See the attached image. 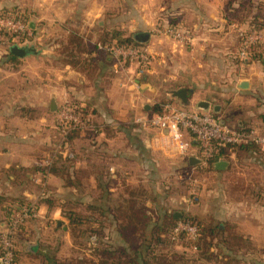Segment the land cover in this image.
<instances>
[{"label":"crops","instance_id":"1","mask_svg":"<svg viewBox=\"0 0 264 264\" xmlns=\"http://www.w3.org/2000/svg\"><path fill=\"white\" fill-rule=\"evenodd\" d=\"M5 12L24 15L32 31L27 36L31 39L24 42L0 35V199H4L0 232L11 220L3 208L8 202L26 203L37 211L16 234L18 264H41V246L51 239L71 237V222L63 209L66 197L61 193L72 188L61 177L37 170L57 157L55 122L63 102L87 106L93 122L102 128L95 140L76 138L66 143L77 168L88 160V151L97 154L96 159L114 170V197L120 196L119 203L129 198L132 190L147 189L153 197L148 201L146 196L145 206L157 205L161 211L174 212L173 205L181 203V196H166L160 204L157 200L159 191H170L184 182L179 170L185 168L189 177L202 174L197 168L200 164L190 163L198 153L195 146L183 151L164 136L135 124L141 113L160 110L170 99L191 110H198V102L207 101L209 111L264 134V54L258 60L238 57V32L255 27V20L264 21V0H0V15ZM172 20L180 21L192 33L190 42L184 44L154 32L156 26H166ZM119 32L134 37L149 32L142 42L152 56L146 72L141 73L136 64L117 69L108 55L96 51L83 53L88 66L79 70L69 63V55L60 52V39L66 44L71 34L82 44L98 46L102 35L113 42ZM13 43L33 46L36 52L16 57L9 51ZM244 80L249 82L246 89L240 88ZM166 83H171L169 91ZM181 87L190 91L187 104L172 95ZM53 100L56 110L51 107ZM247 156H253L251 151L244 158ZM227 160L230 165L236 155ZM229 165L207 171L224 173ZM188 195L187 190L185 201ZM261 195L263 189L255 191L254 196ZM222 197L225 199L224 194ZM243 202L230 205H239L238 223L233 226H247L250 231L239 237L262 243L264 204L256 202L257 212L251 213ZM219 221L222 227L226 225ZM119 236L114 230V237ZM233 252L228 249L225 254ZM237 252L246 253L245 249ZM255 253L264 254L258 249Z\"/></svg>","mask_w":264,"mask_h":264},{"label":"rangeland","instance_id":"2","mask_svg":"<svg viewBox=\"0 0 264 264\" xmlns=\"http://www.w3.org/2000/svg\"><path fill=\"white\" fill-rule=\"evenodd\" d=\"M59 43L61 44V49L65 43H63L62 39H60ZM155 83L157 84V81ZM170 85L171 83L165 84L167 91L172 89ZM168 96L170 97L171 95ZM177 103L181 104L178 101ZM55 152H59V146ZM72 152H66L68 157L71 156ZM260 152L263 155L252 154L253 156H249L253 162H250V160L248 162V156L246 158L244 156L243 158L236 157V160L230 162L228 170L224 173L206 170V173L199 174L201 197L192 204L187 203V205L184 199L187 190L190 193L188 185L190 177L189 173H186L185 168L179 170L182 171L183 183L176 185V188H171L170 191H159L157 195L159 204L166 196L171 199L181 196V203L173 205L171 209L195 214L204 220L206 224L214 218L217 221L222 219L226 223V226L229 227V232H226V234L219 233L214 240V243L216 242L214 246L216 247L213 246L211 249L212 252L217 253L215 257L207 258L202 251L194 249V246H185L182 243H174L162 247L154 246L147 251L144 248L142 250L144 251L143 257L149 259L151 264H264V254L258 255L255 253L257 249L259 251L262 250L264 253V240L261 243V240L246 238L241 245L235 240L234 237H239L242 233L250 230L247 226H239L235 229L233 224L238 223L240 215L239 205L234 203L235 208L230 206L233 204L232 202H238L243 199L245 205L243 204L242 206H245L248 212L255 213L259 207L256 202L259 205L264 204V195L254 196L255 191L264 190V181L261 178L262 176L264 177V149L260 148ZM87 154H89L88 160H85L86 162L81 166L86 170V174L81 177L82 183L80 185L74 183V187H71L72 191L61 193V195L63 194L66 197V206L63 208L66 217L69 220V217L74 218V220H77V224L70 223V239H55V242L51 239L47 245L41 246L43 249V253L40 256L41 264H54L51 261L54 259L59 261L66 260L73 264H89L92 261L98 263L102 260L101 251L106 248L114 251L117 256L122 255L125 250L121 237H114V230L118 231V223L114 220V209L120 200V196L114 197V179L112 178L114 177L112 176L114 171L110 170V166L111 175L103 176L102 182L100 179H95L96 174L93 177H89V173L94 170L92 165H99L98 169L101 170L104 162L96 159L95 156L97 154L93 152L88 151ZM239 161L242 163L239 164ZM166 172L169 173V167ZM247 186L249 187L247 188ZM246 188L250 189L246 190ZM142 191L147 196V200L151 201L153 193L147 189ZM223 194L225 199L222 197ZM93 236L96 238L92 239ZM225 238L232 239L231 244H223ZM219 241L221 243L217 245ZM69 247L71 249H68ZM228 249H232L235 252L227 255L225 252ZM242 249H245V254L237 252L238 250L242 251ZM127 250L133 254L131 248ZM159 255L166 257H164L165 260L163 262L159 260L160 258L158 259Z\"/></svg>","mask_w":264,"mask_h":264},{"label":"built area","instance_id":"3","mask_svg":"<svg viewBox=\"0 0 264 264\" xmlns=\"http://www.w3.org/2000/svg\"><path fill=\"white\" fill-rule=\"evenodd\" d=\"M0 30H7L18 35L30 36V25L20 18L0 15ZM155 33L169 36L178 42L187 43L193 38L192 33L184 26L168 24L156 26ZM240 46L238 57L247 61L251 50L259 45H264V27H252L238 32ZM114 62L115 67L122 68L128 64H136L141 73L146 72L152 62V56L146 46L133 47L121 46L116 43H98ZM215 112L191 110L180 106L176 101H168L161 105V110L152 113H141L135 118V124L164 136L183 151L190 149V142L186 139V133L193 134L198 142L197 158L202 160L201 166L209 168L211 160L226 159L220 156L223 148L232 144H247L253 142L264 149V134L255 129H241L228 123H221L222 116ZM56 128L63 137L71 134L74 129H82L96 136L102 128L93 122V114L86 116L78 112L70 101L63 102L56 118ZM235 154L231 153V158ZM214 162V163H215ZM47 163V161H46ZM114 171V170H113ZM198 177H190L188 185L190 193L186 198L189 204L199 198L200 184ZM37 216L36 208L27 205H17L16 212L10 216L6 229L0 232V264H15V237L20 228L31 218ZM185 232L186 237L196 241L199 237V228L184 221H178L170 234L171 239L177 242L180 233ZM96 238L95 236L92 239ZM194 249H196L194 247Z\"/></svg>","mask_w":264,"mask_h":264},{"label":"trees","instance_id":"4","mask_svg":"<svg viewBox=\"0 0 264 264\" xmlns=\"http://www.w3.org/2000/svg\"><path fill=\"white\" fill-rule=\"evenodd\" d=\"M3 16H13L8 12L1 14ZM22 18L23 21H27V18L24 15H17L16 18ZM170 24L173 25H181L184 26L178 20H172ZM252 26L263 28L264 21L260 20L253 22ZM0 35H3L5 38L9 40H15L16 37L19 38L20 41H27L31 39V37L27 36H18V34L13 32H7L5 30H0ZM114 41H109L108 36L102 35V38L99 40L100 43L103 44H112L116 43L121 46H133V47H140L143 46L142 41L137 40L134 36H124L122 32H119L117 35L113 37ZM96 51L99 54L107 55L102 49H99L98 46H94L91 44H82L80 39L75 34H71L68 39L67 43L62 45L60 49L61 53H66L69 55V63L76 69L83 70L88 66L86 59L84 58L83 53H90ZM264 54V45L257 46L254 50H251L248 56V60H258ZM169 101H174V99H170ZM76 110L82 113L84 116L88 114V107L82 106L77 103H72ZM161 110V109H160ZM158 108L155 109V112L160 111ZM27 113V112H25ZM218 115V114H215ZM226 123L230 124L231 126L249 130L251 127H239L236 124H233L228 117H223ZM59 138H57L56 145L59 146V152L57 153V157L53 160V162L48 166H41L38 168L42 174L46 175L47 173L54 174L56 176L61 177L66 186L74 187V183L80 185L82 183L81 177L86 174V170L83 168H77L73 158L68 157L66 151V143L70 142L76 138H88L94 139V136L82 129H74L71 134L63 137L59 131H57ZM91 137V138H90ZM61 138V139H60ZM186 139L189 140L190 145L195 146L196 149L198 148V142L193 134L190 132L186 133ZM251 151V154L255 155H263L259 153V146L253 142L247 144H232L228 145L226 148H223L221 151L220 156H223L226 159L231 160V153H234L236 157L243 158L244 155H248V152ZM217 158L211 160L209 168H204L201 165H198V172L204 173L207 169L215 170L214 169V162ZM241 160V159H240ZM94 170L93 172L89 173V177H93L96 174L95 179H100L102 182L103 176H109L110 170L109 166L105 165L101 167L99 170V165L93 164L92 165ZM108 189V188H107ZM106 189V191H107ZM142 189H134L131 191L129 198L120 202L119 205L114 209V220L118 223V234L120 235L122 241V245L124 246V252L122 255L117 256L114 251L108 250V248L101 251L102 260L98 263L92 261L89 264H151L149 259L143 257L145 251L151 249V247H162L166 245H172L176 243H182L185 246H194L196 250L202 251L203 255L207 258H213L217 255V253L212 252L211 249L216 242V236L219 233L226 234L229 232V227L224 225L222 227V223L217 221L214 218L211 222L207 223L202 220L199 216L192 214L190 212H184L183 216L180 219H176L173 216V212H168L165 209L161 211L156 206L147 207L145 206V198L146 196L142 193ZM145 196V197H144ZM143 199V200H141ZM139 198V199H138ZM145 199V200H144ZM4 199H0V205L3 204ZM145 201V202H144ZM14 202L17 201H10L8 202L3 208L5 213L8 214L9 218L16 212L17 204ZM20 206L26 205V203L18 202ZM139 204V205H138ZM69 217V216H68ZM70 218L72 224H77V220L74 218ZM178 221H184L191 225H195L199 228V237L196 241H192L187 239L185 232H182L178 236L177 242H174L170 234L172 233V229ZM235 240L240 243V245L244 242L245 239H240L239 237H234ZM232 240V239H231ZM231 240L225 238L223 240V244L229 245L231 244ZM221 241L217 243L219 245ZM216 247V246H214ZM131 248L133 250V254L129 253L127 249ZM150 252V251H149ZM16 247H15V264L17 263L16 260ZM209 253V254H208ZM148 255H150L147 252ZM164 255H159L158 259L163 262L165 260ZM54 264H73L72 262L63 260H51ZM163 264V263H159Z\"/></svg>","mask_w":264,"mask_h":264},{"label":"water","instance_id":"5","mask_svg":"<svg viewBox=\"0 0 264 264\" xmlns=\"http://www.w3.org/2000/svg\"><path fill=\"white\" fill-rule=\"evenodd\" d=\"M149 36H150L149 32H138L135 35V38L139 41L144 42L148 39ZM9 51L11 54H13L16 57L24 58L29 54L35 53L36 49L33 46L19 45L17 43H13L9 46ZM248 86H249V82L247 80L242 81L240 84V88L243 89L248 88ZM172 95L177 97L184 104H187L189 101L190 91L186 87H181L176 90H173ZM51 107L53 110L57 109L56 102L54 100L52 101ZM145 108L149 109L150 107L149 105H146ZM197 109L202 111H209L210 103L207 101H200L198 102ZM215 111H218V107L215 108ZM221 123H226V121L222 119ZM201 162L202 160L200 158H196V157L190 158L191 165L201 164ZM228 165H229V161L227 159L218 160L217 162L214 163L215 168L218 170L226 169ZM183 214L184 213L179 210L173 212V216L176 219H180L183 216Z\"/></svg>","mask_w":264,"mask_h":264}]
</instances>
